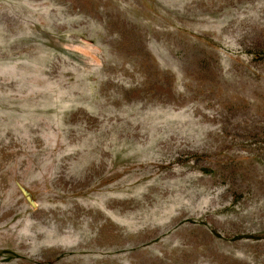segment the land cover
Here are the masks:
<instances>
[{
    "label": "rangeland",
    "instance_id": "1",
    "mask_svg": "<svg viewBox=\"0 0 264 264\" xmlns=\"http://www.w3.org/2000/svg\"><path fill=\"white\" fill-rule=\"evenodd\" d=\"M0 264H264V0H0Z\"/></svg>",
    "mask_w": 264,
    "mask_h": 264
}]
</instances>
